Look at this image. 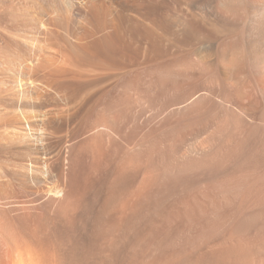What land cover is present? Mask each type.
<instances>
[{
    "label": "bare ground",
    "instance_id": "obj_1",
    "mask_svg": "<svg viewBox=\"0 0 264 264\" xmlns=\"http://www.w3.org/2000/svg\"><path fill=\"white\" fill-rule=\"evenodd\" d=\"M33 2L0 0V264H264V0Z\"/></svg>",
    "mask_w": 264,
    "mask_h": 264
},
{
    "label": "rangeland",
    "instance_id": "obj_2",
    "mask_svg": "<svg viewBox=\"0 0 264 264\" xmlns=\"http://www.w3.org/2000/svg\"><path fill=\"white\" fill-rule=\"evenodd\" d=\"M35 3H36V0H33ZM33 2V3H34ZM34 3V5H36V4H39V1H37V3L35 4ZM31 5H33V4H31ZM2 171H3V168H2V166H1V164H0V178L2 177V175H3V173H2ZM2 173V174H1ZM1 180V179H0ZM3 181H0V191L2 190V193H3V188H2V185L1 184H3L4 183V179H2ZM3 182V183H2ZM2 193L0 192V214L1 213H3V210H4V208H5V205L3 204L5 201L2 199ZM2 199V200H1ZM2 204V205H1Z\"/></svg>",
    "mask_w": 264,
    "mask_h": 264
}]
</instances>
